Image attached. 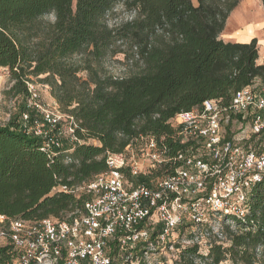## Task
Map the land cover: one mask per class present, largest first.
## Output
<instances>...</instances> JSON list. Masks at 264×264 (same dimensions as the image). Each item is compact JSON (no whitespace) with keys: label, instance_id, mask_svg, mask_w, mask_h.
I'll use <instances>...</instances> for the list:
<instances>
[{"label":"trees","instance_id":"16d2710c","mask_svg":"<svg viewBox=\"0 0 264 264\" xmlns=\"http://www.w3.org/2000/svg\"><path fill=\"white\" fill-rule=\"evenodd\" d=\"M196 1L0 0V67L10 70L11 91L23 99L18 119L0 126V215L65 219L66 213L77 210L69 217L73 218L92 198L82 187L108 170V151L123 152L133 141L152 135L175 154L185 147L174 140L169 123L176 114L207 99L228 105L237 91L257 82L264 89V59L258 62L257 38H220L240 0ZM120 2L136 16L111 27L106 16ZM50 14L54 21L44 19ZM124 45L144 65L137 74L115 77L101 63L108 56L127 54ZM79 55L80 62L74 63ZM82 71L87 78L79 75ZM34 78L49 85L60 110L74 118L75 136L81 142L67 145L65 138L62 147L47 150L41 138L21 130V116L30 111L27 83H35ZM90 139L97 143H88ZM247 145L263 152L264 129ZM167 174L168 169L158 168L149 175L127 177L134 184H150ZM247 203L248 215L236 220L234 228L223 220L225 239L213 238L207 253H200L197 243L174 240L181 264H264V175ZM184 226L193 229L188 236L192 239L196 226ZM160 230L161 225L155 226L130 255L112 243L113 264L125 253L132 258L120 264H144L145 252H155L150 248ZM15 255L11 243L0 244V264Z\"/></svg>","mask_w":264,"mask_h":264},{"label":"built area","instance_id":"2783aa9c","mask_svg":"<svg viewBox=\"0 0 264 264\" xmlns=\"http://www.w3.org/2000/svg\"><path fill=\"white\" fill-rule=\"evenodd\" d=\"M27 84L30 111L21 116V130L41 138L47 150L62 147L67 137L81 142L74 118L44 106L35 83ZM255 84L237 91L228 105L207 99L176 114L169 123L184 150L171 154L163 139L149 135L139 140L144 144L137 155L133 143L123 152L108 151V170L82 187L92 198L75 217L0 215V244L11 243L16 253L4 264H113L112 243L130 255L157 225L161 230L153 251L173 248L174 233L187 222L196 227L184 243L199 244L200 252L204 239L223 241L224 221L234 228L248 215L249 194L264 175V151L247 145L264 129V90L257 91ZM239 121L244 129L228 133V126ZM158 168L168 174L150 184H134L127 177Z\"/></svg>","mask_w":264,"mask_h":264},{"label":"rangeland","instance_id":"374dc122","mask_svg":"<svg viewBox=\"0 0 264 264\" xmlns=\"http://www.w3.org/2000/svg\"><path fill=\"white\" fill-rule=\"evenodd\" d=\"M194 2L197 3L196 0H194ZM135 16L136 12L134 10H131L123 2H120L115 5V7L111 11L108 12L106 17L108 24L111 27H117L133 19ZM44 19L47 21H54L55 15H47ZM255 26L257 28H255ZM220 38H222L224 41L233 42H249L253 38H257L260 55L258 62L261 63L264 57V8L261 0H240L238 6L230 13L225 25V29L220 34ZM123 49L127 51L128 56L125 53H118L113 56H108L102 61L101 65L108 74L115 77H127L142 71L144 64L141 60H139L138 56H133V52L129 48V45H124ZM80 60L81 55L75 56L73 58L74 63H79ZM79 75L83 78H87L88 73L86 71H82L79 73ZM42 77H44V75ZM34 82L35 89L39 95V99L44 103L43 105L48 107L49 109L61 112L56 99L51 94V87L45 83L40 82L38 78H34ZM13 84L14 80L11 77L10 70L5 67H0V126L8 125V123L12 119H18L19 117L20 107L23 99L20 95H16L13 91H11ZM255 89L257 91L264 90L263 88H260L258 82L255 84ZM62 125L66 126V122L63 121ZM243 129L244 125L240 121L235 122L231 127L232 132L236 133L242 131ZM65 142L67 143V145H70L72 143V141H70L68 137L65 139ZM88 143L95 144L97 143V141L90 139ZM132 143L134 147L133 150L137 155L144 142L135 140ZM58 190L59 188L53 190V193ZM81 191L82 188H78L76 190V193L79 195ZM74 213H78V211L76 210L73 213L68 212L65 214V217L69 218ZM221 220L223 221V219ZM216 222L217 221H215V223ZM189 224L190 222L186 223V225ZM192 230L193 229L189 226L180 227L174 233L173 239L176 240L178 239V237H180L179 242L184 243V241H187L188 236L190 235V232ZM213 238L214 237H211L202 241V248L200 253L204 254V252H208V243H211V241H213ZM175 245L173 246V248L160 247L157 250H154V253L148 252L144 255V264H181L180 253ZM131 258L126 256L125 253V255L123 254V257L115 259V264L124 263L126 260ZM129 261H131V263L129 264H141L139 260ZM196 261L200 262V259L197 258ZM221 264H232V262L225 261Z\"/></svg>","mask_w":264,"mask_h":264},{"label":"crops","instance_id":"0c3cea01","mask_svg":"<svg viewBox=\"0 0 264 264\" xmlns=\"http://www.w3.org/2000/svg\"><path fill=\"white\" fill-rule=\"evenodd\" d=\"M247 42H248V41H247ZM263 59H264V57H263ZM263 59H262V62H263ZM262 62H261V63H262ZM53 99H54V98H53Z\"/></svg>","mask_w":264,"mask_h":264},{"label":"bare ground","instance_id":"6f19581e","mask_svg":"<svg viewBox=\"0 0 264 264\" xmlns=\"http://www.w3.org/2000/svg\"><path fill=\"white\" fill-rule=\"evenodd\" d=\"M255 25V24H254ZM255 28H257L256 26H255ZM259 28V27H258ZM242 36V35H241Z\"/></svg>","mask_w":264,"mask_h":264}]
</instances>
